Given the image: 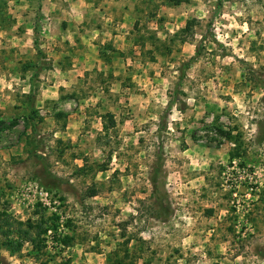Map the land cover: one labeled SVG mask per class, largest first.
Here are the masks:
<instances>
[{
  "label": "rangeland",
  "instance_id": "obj_1",
  "mask_svg": "<svg viewBox=\"0 0 264 264\" xmlns=\"http://www.w3.org/2000/svg\"><path fill=\"white\" fill-rule=\"evenodd\" d=\"M263 136L264 0H0V264H264Z\"/></svg>",
  "mask_w": 264,
  "mask_h": 264
},
{
  "label": "trees",
  "instance_id": "obj_2",
  "mask_svg": "<svg viewBox=\"0 0 264 264\" xmlns=\"http://www.w3.org/2000/svg\"><path fill=\"white\" fill-rule=\"evenodd\" d=\"M262 139H264V136L262 137ZM59 217H56V220H58ZM58 229V226L54 224L53 227H49L47 229H44L43 230V233L42 234H45L44 237L47 235V232L50 230V231H56ZM21 231V234H19V236L24 239V240H29L30 243L34 246L35 244H37V241H39V237L41 236L39 233L36 234V236L34 238L30 237V234H28V232H25V230H20ZM61 243L65 244L67 243V237H64L62 240H61ZM11 245V244H10ZM42 247H45V240L42 239ZM10 247V246H9ZM262 258L264 259V252H262L261 254Z\"/></svg>",
  "mask_w": 264,
  "mask_h": 264
},
{
  "label": "built area",
  "instance_id": "obj_3",
  "mask_svg": "<svg viewBox=\"0 0 264 264\" xmlns=\"http://www.w3.org/2000/svg\"><path fill=\"white\" fill-rule=\"evenodd\" d=\"M231 164H232V166H231V168L230 169H232V170H234L235 172H237L238 174L239 173H243L245 176H246V178L248 179V180H250L251 179V177L249 176V174L247 173V170H245V168H239L238 167V164H237V162L236 161H232L231 162ZM243 182H245V179H244V181ZM52 234V231H48L47 232V236H46V238L48 239V238H50V235ZM45 243L46 244H49V242L48 241H45Z\"/></svg>",
  "mask_w": 264,
  "mask_h": 264
}]
</instances>
